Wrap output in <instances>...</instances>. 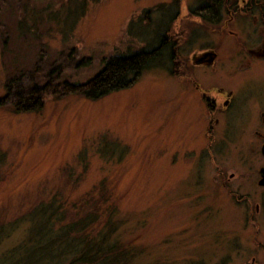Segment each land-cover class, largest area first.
<instances>
[{
  "label": "rangeland",
  "instance_id": "374dc122",
  "mask_svg": "<svg viewBox=\"0 0 264 264\" xmlns=\"http://www.w3.org/2000/svg\"><path fill=\"white\" fill-rule=\"evenodd\" d=\"M198 3L0 0V95L20 74L28 86L52 81L39 111L0 106V225L52 196L88 209L86 199L104 193L127 220L126 238L143 250L138 264H249L253 254L264 262L254 229L238 224L221 186L219 167L231 168L237 153L206 148L167 57L99 99L54 96L56 82H86L105 58L157 44L169 14ZM185 48L184 62L194 50ZM25 233L17 229L0 250Z\"/></svg>",
  "mask_w": 264,
  "mask_h": 264
},
{
  "label": "flooded vegetation",
  "instance_id": "af4514ba",
  "mask_svg": "<svg viewBox=\"0 0 264 264\" xmlns=\"http://www.w3.org/2000/svg\"><path fill=\"white\" fill-rule=\"evenodd\" d=\"M204 1L184 16L169 14L162 34L183 36L181 56L194 48L186 62L173 63L183 69L173 77L206 148L235 149L231 168L219 167L221 189L236 207L238 224L250 234L254 229L252 243L264 248V0ZM249 264H259L255 254Z\"/></svg>",
  "mask_w": 264,
  "mask_h": 264
},
{
  "label": "trees",
  "instance_id": "16d2710c",
  "mask_svg": "<svg viewBox=\"0 0 264 264\" xmlns=\"http://www.w3.org/2000/svg\"><path fill=\"white\" fill-rule=\"evenodd\" d=\"M167 33H163L155 45L105 58L102 69L86 82H56L61 89L54 91V96L79 94L99 99L132 86L146 69L154 67L165 55L169 65L170 61L172 63L168 68L171 74L180 78L183 69L173 63L184 61L181 56L183 36ZM27 83L25 74L8 79L6 91L0 95V106L11 104L16 113L41 110L52 81L44 85L34 82L28 86ZM85 202L93 208L84 209L68 198L52 196L14 221L0 225V246L17 229L26 230L15 244L0 250V264H138L143 250L124 235L127 220L110 197L102 193ZM147 264L161 263L156 260Z\"/></svg>",
  "mask_w": 264,
  "mask_h": 264
}]
</instances>
